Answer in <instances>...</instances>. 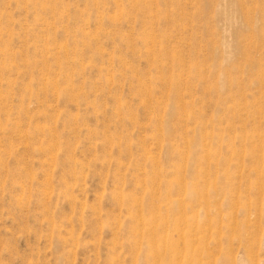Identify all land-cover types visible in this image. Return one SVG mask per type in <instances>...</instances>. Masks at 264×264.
Segmentation results:
<instances>
[{"label":"rangeland","instance_id":"obj_1","mask_svg":"<svg viewBox=\"0 0 264 264\" xmlns=\"http://www.w3.org/2000/svg\"><path fill=\"white\" fill-rule=\"evenodd\" d=\"M261 152L264 0H0V264H259Z\"/></svg>","mask_w":264,"mask_h":264},{"label":"bare ground","instance_id":"obj_2","mask_svg":"<svg viewBox=\"0 0 264 264\" xmlns=\"http://www.w3.org/2000/svg\"><path fill=\"white\" fill-rule=\"evenodd\" d=\"M223 8V7H222ZM262 153V152H261ZM259 169H260V172H261V175L263 177V181L261 180V178L259 177V179L262 181L260 183V187H258V191H259V194L260 196L258 197V200L260 202V208L258 207L259 209V216H260V221H259V234H260V240L259 241V248L260 250L262 251V255L260 257V261H259V264H264V223H263V219H264V153L261 154V156L259 157ZM259 172V173H260ZM262 220V221H261Z\"/></svg>","mask_w":264,"mask_h":264}]
</instances>
